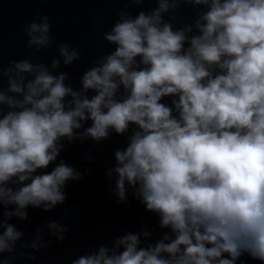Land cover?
Wrapping results in <instances>:
<instances>
[{"label":"clouds","instance_id":"1","mask_svg":"<svg viewBox=\"0 0 264 264\" xmlns=\"http://www.w3.org/2000/svg\"><path fill=\"white\" fill-rule=\"evenodd\" d=\"M154 2L135 17L118 12L103 34L114 51L83 73L79 91L66 85L68 73L54 75L31 56L0 64V254L24 235L8 220H26L29 206L53 210L66 200V182L81 179L63 161L38 171L57 160L61 139L100 142L113 130L130 133L114 154L118 202L127 184L169 231L146 246L140 235L149 232H129L71 264H247L244 256L264 264V0ZM180 4L205 7L195 34L164 20ZM50 30L48 16L26 24L28 48H49ZM59 54L66 66L80 59L67 43Z\"/></svg>","mask_w":264,"mask_h":264},{"label":"water","instance_id":"2","mask_svg":"<svg viewBox=\"0 0 264 264\" xmlns=\"http://www.w3.org/2000/svg\"><path fill=\"white\" fill-rule=\"evenodd\" d=\"M157 6L154 0L142 7L128 5L127 0H0V64L6 68L9 61L31 56L33 62L45 64L54 75L68 73L66 85L79 91L83 73L95 66L94 62H99L102 56L114 51L115 46L106 42L103 34L111 31L118 12L124 10L135 17L139 11L150 12ZM205 10L204 6L180 4L177 9L165 13L164 20L170 21L174 30L191 25L192 34H195V21ZM40 16L49 17L50 35L54 42L49 48L36 52L34 47L28 48V36L23 29ZM172 17L175 19H170ZM62 43H67L70 51L79 50L80 59L71 66L64 65L60 57L59 45ZM53 59H60L59 68H51ZM2 87L6 91L7 76L3 77ZM162 102L171 105V98L165 97ZM90 126L91 121H88L74 132L83 133ZM109 131V138L100 142L90 137H74L71 143L67 137L61 139L57 160L48 169L38 171H50L63 161L81 173V179L66 182L62 188L66 200L53 210L45 212L42 207L29 206L26 220L18 217L8 220L24 235L16 242L12 253L0 254V257L8 259L14 256L10 264H71L82 255L97 252L100 246L111 249L115 240L129 232L138 235L145 231L150 233L147 238L140 235L141 246L154 245L163 238L169 230L160 228L158 215L145 211L144 205L134 195L135 189L126 184L127 199L118 202L116 174L112 172L116 165L114 154L127 146L130 133L117 135L113 130ZM51 222H56L58 228L50 229L48 225ZM63 228L67 231H61ZM2 231L0 229V233ZM60 235L64 236L63 241L57 239ZM33 243L38 247H31ZM241 259L247 264H258L247 256Z\"/></svg>","mask_w":264,"mask_h":264}]
</instances>
